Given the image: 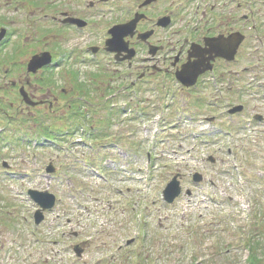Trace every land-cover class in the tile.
<instances>
[{"label": "rangeland", "instance_id": "1", "mask_svg": "<svg viewBox=\"0 0 264 264\" xmlns=\"http://www.w3.org/2000/svg\"><path fill=\"white\" fill-rule=\"evenodd\" d=\"M6 2L16 0H0V5ZM233 19L237 20L238 15ZM87 38L86 33L73 35L67 43L81 48L86 46ZM23 60L26 58H19ZM252 61L254 58L243 52L239 63L231 67V75ZM65 67L60 71L63 76ZM72 68L81 77L90 70H85L82 64L69 70ZM32 92L36 98L42 97L39 92ZM175 94L173 102L168 103L167 98L157 102L151 92H139L142 100L138 103L145 108L146 115L139 106L131 112L134 119L129 121L121 113L120 121L113 122L120 129L118 148L103 149L101 155L91 149L95 142L87 141L81 134L74 136L82 140L72 143L71 155L55 146L56 142L52 150H48L50 145L40 149L39 139L33 134L38 132V118L39 126L49 124L50 120L43 116L48 107L44 106L46 111L38 109L32 110L33 114H23L17 130L19 144L23 134L24 142L17 150L12 149L14 144L10 142L3 150L11 172L0 183V264H264V104L250 98L252 93L241 100L246 105V118L255 113L263 116L262 120L246 123L245 128L251 131L247 140L240 137L245 129L242 115L233 122L234 129L239 130L230 140L235 146L238 144L237 148L233 145V156L244 174L241 182L244 187L239 188L223 153L225 139L210 138V146L205 148L208 143L205 139L192 138L190 130L196 132L203 126L196 123V105L187 101L189 98L183 100L180 91ZM222 100L229 102L226 97ZM65 101L68 103V96L53 103ZM232 101L240 100L233 97ZM53 108L61 109L59 105ZM126 108L129 114V107ZM159 108L166 111L160 121L162 130L153 141L148 137L147 143L139 131V123H152L151 118ZM31 116L37 119L32 120ZM225 125L221 121L216 123V131L225 130ZM113 131L110 129L108 134L114 135ZM9 135L15 141L17 131L10 130ZM47 136L43 138L51 141ZM74 140L69 138L67 142L70 145ZM206 151L213 158L211 162L201 158L200 153ZM97 158L102 161L97 163ZM51 162L57 167L54 174L45 170ZM194 171L203 174L199 184L193 183L188 175ZM175 173L182 177V191L189 189L191 194L182 192L168 205L161 194ZM144 183L150 192L146 199L140 196ZM28 189L48 190L61 199L44 212V221L37 226L32 214L36 205L27 196ZM34 227L36 234L32 231ZM62 231L64 236L60 234ZM81 240L83 255L76 258L72 248Z\"/></svg>", "mask_w": 264, "mask_h": 264}, {"label": "flooded vegetation", "instance_id": "2", "mask_svg": "<svg viewBox=\"0 0 264 264\" xmlns=\"http://www.w3.org/2000/svg\"><path fill=\"white\" fill-rule=\"evenodd\" d=\"M22 1L0 5L1 172L6 170L2 153L8 145V127L4 124L8 123V116L23 120L24 92L20 89L24 87L33 99L36 94L32 90L39 92L43 98H36L40 101L37 105L51 108L50 113L57 117L68 111L63 106L71 107L75 102V114H66L65 121H84L89 115L93 117L92 121H97L95 110H89V107L99 110L105 106L116 107L132 89L159 94L161 90L167 91L176 85L183 100L189 98L187 101L203 106L212 104L217 89L224 87V80H230L233 66L211 53L213 47H223L222 40L214 42L216 37L228 39L231 34L240 33L242 40L235 56L239 59L244 52L256 63L264 64V18H261L264 16V0ZM236 15L237 20L233 19ZM133 20L134 26H128L132 34L124 35L122 43L113 42V47L119 48L115 50L117 53L107 51L104 43L110 38L109 29ZM233 21L238 24H233ZM129 29H126L127 33ZM85 33L88 38L83 51L78 44L71 47L67 43L73 35L79 37ZM91 47H96L97 59L94 64L83 63L85 70L90 68L87 74L81 77L73 68L70 71L69 67H78L75 60L87 56L92 51ZM64 51L68 58L72 55L63 76L58 59ZM43 52L50 53L53 65L49 69L52 70L49 87L40 92V80L47 67L26 75L24 65L34 54ZM20 57L26 61H19ZM199 61L203 63L201 70L210 69L198 75L193 86L185 87L176 80V74L185 65ZM260 67L264 70V65ZM78 94L83 95L82 103L77 102ZM67 96L69 101H65L66 105L65 102L55 104ZM9 104L12 114H8ZM55 105L62 110H54Z\"/></svg>", "mask_w": 264, "mask_h": 264}, {"label": "water", "instance_id": "3", "mask_svg": "<svg viewBox=\"0 0 264 264\" xmlns=\"http://www.w3.org/2000/svg\"><path fill=\"white\" fill-rule=\"evenodd\" d=\"M235 46V45H234ZM48 60L44 57L42 59H38L37 57H34L29 66L32 68H35L37 66L43 65ZM52 168L49 166L47 167V171H51ZM28 193H30L31 198L43 209L50 208L54 203V197L48 193L45 192H38L35 190H29ZM166 199L170 202L173 200V198L179 193V188L176 180H173L171 183L168 184L166 192H165ZM41 210H37L35 213V221L38 223L43 215L41 214ZM79 254V251H78Z\"/></svg>", "mask_w": 264, "mask_h": 264}]
</instances>
